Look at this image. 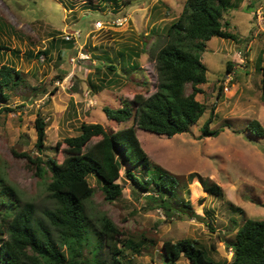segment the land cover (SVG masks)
<instances>
[{
    "label": "rangeland",
    "instance_id": "rangeland-1",
    "mask_svg": "<svg viewBox=\"0 0 264 264\" xmlns=\"http://www.w3.org/2000/svg\"><path fill=\"white\" fill-rule=\"evenodd\" d=\"M185 2L0 0V59L23 74L19 85L6 89L9 99L0 97V109L11 108L0 114V176L15 187L23 202H34L41 213L53 205L47 189L50 174L38 176L27 158L14 150L63 160L64 140L78 135L82 122H98L108 130L132 125L133 119H109L103 108H117L137 93L149 96L156 91L158 70L149 48L157 34L152 31L165 34ZM119 17L122 24L113 23ZM99 19L106 21V27L93 30ZM226 21L236 38L215 36L200 52L208 68L203 92L197 95L206 105L203 116L188 131L172 137L137 129L152 169L161 166L177 178V202L190 200L196 216L167 217L148 200L152 188L143 190L127 179L126 166L119 179L123 194L113 201L105 199L96 177H89L96 192L88 207L97 226L98 215L106 213L124 232L121 240L144 241L139 252L126 249L124 264H163L164 241L182 238L199 240L208 257L227 264L231 253L225 240L234 237L246 216L264 219V136L248 128L253 119L264 126V0L236 2L224 11ZM76 30L82 32L80 42L67 47L62 39ZM80 53L90 58L80 59ZM111 63L114 71L108 68ZM212 113L210 129L219 134L202 136ZM39 117L46 122L43 151L36 147ZM99 139L94 137L88 146ZM191 173H197L192 181ZM199 176L222 186L225 195L207 193ZM198 214L211 219L215 231L207 226L209 221L198 220ZM92 247V242L87 244L84 254L91 255ZM102 255L108 258L106 245ZM178 264L192 263L182 255Z\"/></svg>",
    "mask_w": 264,
    "mask_h": 264
},
{
    "label": "trees",
    "instance_id": "trees-1",
    "mask_svg": "<svg viewBox=\"0 0 264 264\" xmlns=\"http://www.w3.org/2000/svg\"><path fill=\"white\" fill-rule=\"evenodd\" d=\"M241 1L186 0L182 13L169 24L165 34L152 31L157 34L149 48V57L156 62L158 70L156 91L149 96L137 93L131 100L124 99L122 106L117 108H103L109 119L117 122L133 119L132 125L108 130L98 122H82L78 135L65 138L67 155L63 160L14 150L17 156L27 158L38 176L50 174L47 189L53 205L39 212L34 202H23L15 187L0 176V202L3 205L0 209V264H124L126 249L139 252L145 246L144 241L121 240L119 236L124 232L106 213L96 216L100 220L97 226L90 215L88 201L96 192L90 175L100 182L106 200L113 201L122 196L123 186L119 179L125 166L127 179L143 190L153 189L154 192L147 195L148 200L161 208L167 217L175 213L196 216L190 200H184L182 205L177 202V178L161 166L152 169L151 158L137 129L172 137L188 131L203 116L206 105L197 99V95L203 92L208 68L200 52L215 36L236 38L226 28L228 22H224V11ZM62 40L67 47L73 46L72 41ZM41 53L45 52L38 55ZM59 55L63 57V50ZM231 67L229 62L228 70ZM108 68L116 69L112 63ZM22 79V71L0 59L1 98L8 100L6 89L19 85ZM10 109L8 106L3 108L4 111ZM3 110L0 109V114ZM212 121L213 113L202 128V136L219 134L210 129ZM248 128L254 135L264 136V126L259 120H251ZM37 129L36 147L43 151L47 136L44 117L38 118ZM94 137L100 139L88 146ZM151 170L154 173H150ZM196 176L197 173H191L190 181ZM199 180L207 193L225 195L219 184L210 183L202 176ZM235 209L246 214L240 206ZM207 226L215 231L211 219ZM91 242V255H85V246ZM225 242L234 252L233 259L227 264H264V219L246 216L234 237ZM104 245L108 248V258L102 255ZM182 255L192 264H220L208 257L197 239L164 241L163 264H178Z\"/></svg>",
    "mask_w": 264,
    "mask_h": 264
},
{
    "label": "built area",
    "instance_id": "built-area-1",
    "mask_svg": "<svg viewBox=\"0 0 264 264\" xmlns=\"http://www.w3.org/2000/svg\"><path fill=\"white\" fill-rule=\"evenodd\" d=\"M113 23L115 24H122V18H117L116 20L113 21ZM106 27V21L104 20H96L94 22V27H93V30H101V29H104ZM65 39L68 40V41H72L74 43H78L80 42L81 38H82V32L79 31V30H76L74 32H70V33H67L65 34ZM78 58L80 59H89L90 58V55L89 54H84V53H80L79 56H77ZM72 61H76V57H73L72 58Z\"/></svg>",
    "mask_w": 264,
    "mask_h": 264
},
{
    "label": "water",
    "instance_id": "water-1",
    "mask_svg": "<svg viewBox=\"0 0 264 264\" xmlns=\"http://www.w3.org/2000/svg\"><path fill=\"white\" fill-rule=\"evenodd\" d=\"M197 218H198V220L204 221L206 223L209 221V219L207 217L200 215V214L197 215Z\"/></svg>",
    "mask_w": 264,
    "mask_h": 264
},
{
    "label": "crops",
    "instance_id": "crops-1",
    "mask_svg": "<svg viewBox=\"0 0 264 264\" xmlns=\"http://www.w3.org/2000/svg\"><path fill=\"white\" fill-rule=\"evenodd\" d=\"M238 227H239V226H238ZM238 227H237V229H238ZM237 229H236V230H237ZM229 249H230L231 257L228 258L227 263L230 262V261L233 259V254H234L232 247H229ZM179 260H180V259H179ZM215 261H216V260H215ZM178 262H179V261H178ZM217 262H218V261H217Z\"/></svg>",
    "mask_w": 264,
    "mask_h": 264
}]
</instances>
